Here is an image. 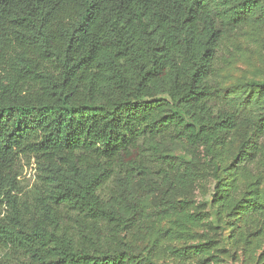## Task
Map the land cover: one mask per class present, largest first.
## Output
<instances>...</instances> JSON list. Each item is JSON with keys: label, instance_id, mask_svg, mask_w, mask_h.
I'll return each instance as SVG.
<instances>
[{"label": "trees", "instance_id": "16d2710c", "mask_svg": "<svg viewBox=\"0 0 264 264\" xmlns=\"http://www.w3.org/2000/svg\"><path fill=\"white\" fill-rule=\"evenodd\" d=\"M248 26L264 0H0V264H218L261 234L264 80L223 86L219 68ZM200 150L208 211L190 196ZM233 169L255 181L240 191Z\"/></svg>", "mask_w": 264, "mask_h": 264}, {"label": "rangeland", "instance_id": "374dc122", "mask_svg": "<svg viewBox=\"0 0 264 264\" xmlns=\"http://www.w3.org/2000/svg\"><path fill=\"white\" fill-rule=\"evenodd\" d=\"M219 68H220V81L223 86H236L250 80H264V28H258L255 26H248L239 29L235 32H231L227 35L220 53H219ZM239 142V135H234V143L237 145ZM259 145L262 151V156L258 158L257 163L252 167L254 175L259 176L260 190L264 192V136L259 139ZM197 159L203 171L198 173V177L194 186L191 188L190 196L193 198L196 208L199 210L208 211L210 204L206 203L208 199L209 191H213L212 177L207 170V162L203 151L197 153ZM24 165L22 181L24 185L32 187L36 181V166L34 161L23 162ZM229 164V162H226ZM229 174L235 175L237 183H239L240 191H245L250 182L255 180L246 179L244 174L235 171H230ZM232 179H229L231 181ZM159 202L156 198L147 203L149 208L155 207ZM209 203V202H208ZM169 221L166 220L156 225V229L152 237V241L159 238L162 229L169 227ZM241 225V224H240ZM256 226L261 228V234L255 235L249 239V244L240 243L227 245L223 249L224 251L217 253L218 264H233L231 259V253H235L241 257L240 263L255 264L260 257V243H264V214L260 217H255V224L251 226L253 231ZM204 228H198L197 233H202ZM228 235V232H227ZM245 240V238H244ZM163 244L170 247L181 248L194 242L188 240H174L166 241L161 240ZM159 264H201L196 259L192 258H176L169 254H163L158 259ZM213 264V263H208Z\"/></svg>", "mask_w": 264, "mask_h": 264}]
</instances>
